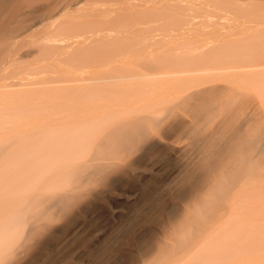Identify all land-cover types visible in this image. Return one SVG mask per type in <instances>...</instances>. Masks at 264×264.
<instances>
[{
	"label": "rangeland",
	"instance_id": "rangeland-1",
	"mask_svg": "<svg viewBox=\"0 0 264 264\" xmlns=\"http://www.w3.org/2000/svg\"><path fill=\"white\" fill-rule=\"evenodd\" d=\"M12 1L0 0V23ZM135 1L102 6L98 23L119 30L106 32L93 24L84 34L64 32L58 20L24 35H0V63L21 47L62 51L45 61L25 58L26 64L42 61L46 68L34 76L26 65L31 74H25L32 76L22 74L24 84L12 71H0V264H150L160 256L164 264H196L197 234L178 225L202 184L201 168L193 160L198 151L205 152L204 124L196 120L188 127L181 158L159 135L173 137L184 126L177 113L194 115L197 105L177 101L169 91L162 98L150 95L154 100L138 93L123 106L118 94L131 85L156 90L204 85L220 71L206 70L216 65L214 58H222L223 66L259 62L250 71L260 76L264 90V0ZM16 25H10L12 30ZM83 35L99 51L97 59L128 55L125 61L133 57L136 65L199 70L175 80L154 77L160 71L155 65L138 68L130 79H116L109 68L90 67L87 76L100 81L59 82L78 76L76 60L63 56L84 54ZM244 78L246 90L250 83L248 75ZM170 107L175 115L168 116ZM253 108V99L235 98L215 132L216 142L234 134L243 111ZM123 110L125 120H138L145 135L117 138ZM262 113L264 136V100ZM237 215L236 220L247 217ZM184 236L190 240L185 245Z\"/></svg>",
	"mask_w": 264,
	"mask_h": 264
},
{
	"label": "bare ground",
	"instance_id": "bare-ground-1",
	"mask_svg": "<svg viewBox=\"0 0 264 264\" xmlns=\"http://www.w3.org/2000/svg\"><path fill=\"white\" fill-rule=\"evenodd\" d=\"M151 1L156 0H140L137 5L147 4ZM109 2L116 4L121 2L136 4L135 0H13L0 23V35L8 33L9 31L16 32L18 35H24L31 32L36 26L51 22L54 23L58 20H61L59 25L62 26V31H76L80 34L83 31L84 34V31L93 24L103 26L102 22L98 23L100 20L98 17L104 14L102 6ZM151 9L153 10V8ZM12 23L17 24L13 30L10 27ZM104 28L106 32L112 31L113 29L119 30L113 26H103ZM83 37L85 36L83 35ZM112 37H115V35ZM164 40L166 41L167 39ZM86 41V37L84 40L80 39L79 41L83 42L85 46L83 55L74 53L62 55L67 61L76 60V66L78 67L76 72L78 76L67 80L60 79L59 82L71 81L75 83H87L95 81L96 78H90L86 74L90 67L109 68L106 71L113 73L116 79L132 78L138 72V68L151 70L158 67L156 70L159 69L160 71L154 72L152 74L154 77L169 75L174 76L175 80L184 78L185 74L192 71L199 70L198 68H179L168 71L160 63L136 65L133 57L127 59V62L125 61L128 55L121 58L111 55L109 59H105L106 57L97 59L95 57L98 56L97 53L99 51H96L97 48L95 47L92 48V44ZM117 45L119 44L115 46ZM121 50L115 49L114 53ZM57 51H53L52 49L47 50L46 48L43 51L45 53H43L40 48L21 47L18 49L17 54L8 57L0 63V71L2 75L5 73L10 74L12 71L11 74H13V77L16 76V78L23 79L24 76H21L23 74L29 79L32 76H29L31 74L30 69L36 70L34 72L33 70L31 71L35 76V73L37 71L39 72V70H43L44 72L46 66L41 64L43 63L42 61L41 63L35 61V64L32 61L33 64H26L23 60L31 57L37 60L43 57L42 60L45 61L44 59L48 55H54ZM60 52L61 55L62 51ZM21 61L23 62L21 63ZM213 61L217 62L216 65L206 70H209V73L210 70H214L213 72L220 71L210 75L204 85L199 84L181 90H156L149 85L143 87L131 85L121 90L122 92L120 91L118 96L121 104L125 106L128 104V101L133 102L138 93L148 97V100L149 98L150 100H154L149 96L153 95L157 99L162 98L164 93L174 91L172 94H175V100L189 101L197 105L194 115L182 114L181 112L177 113L173 107H170L168 116L177 113L178 117H183L184 126L182 125L181 129L173 137L159 135V140L173 149L175 155L181 158L183 146L180 144L188 132V127L196 120H202L204 124L203 130L205 133L202 141L203 145H205V152L202 154V151H198L193 160V163L198 164L201 168L202 184L197 191L195 190L196 193L193 195L192 205L187 209L188 215L185 216V219L181 223L182 225L180 224L181 226H178L179 228H187L191 234H197L196 247L198 260L194 262L196 264H264V249H262V245L264 244V217H262V214H264V136L261 120L264 90L260 76L250 71L259 67L261 64L252 60L239 61L234 65L223 66L226 64H222V58H214ZM26 65L27 67L30 66L29 70L25 67ZM34 65L37 66L34 67ZM155 65L156 67H154ZM22 66H24L23 69L25 71L22 69ZM19 67H21L23 73H21ZM229 69H233V72L229 71ZM101 70L103 69L101 68ZM27 71H29V74H25ZM41 73L39 72L37 76H40ZM247 75L250 85L245 90L241 85V81ZM13 77L11 78L13 79ZM100 79L104 80L102 77ZM25 80V78L24 82L22 80L23 83L19 81L24 84ZM53 80L55 81V79ZM53 80L51 81L50 79L49 81L53 82ZM44 81L42 80L41 82ZM49 81L48 83H50ZM28 83L26 82V85ZM235 98L239 100L253 99L254 108L250 112L243 111L240 123L237 124L239 126L235 125L238 128L233 127V129H236L234 130V134L231 132L233 135L230 133V137L223 139L225 142L220 143L221 146L215 140V132L223 124L221 119L223 117L226 118L227 111L231 112L232 101ZM146 105H148V102ZM122 113V121L118 124L115 132L118 139L124 137V135L130 138L137 133L139 136L147 133L146 129L139 124L140 122L138 120L130 116L125 120L126 118L124 116L126 112L123 110ZM219 116L220 120L218 122ZM230 120L229 118V122H231ZM163 122H166V119ZM156 167L157 165L154 166V168ZM237 214H246L248 218L240 217L236 220L235 216H238ZM260 216L261 218H259ZM221 219H224V221ZM219 220L222 222L216 225ZM181 239L183 245L190 241L187 236ZM167 246L166 248L170 252L172 247H170L171 245ZM253 249H255V253L251 251ZM150 264H164V259L161 256L154 258Z\"/></svg>",
	"mask_w": 264,
	"mask_h": 264
}]
</instances>
